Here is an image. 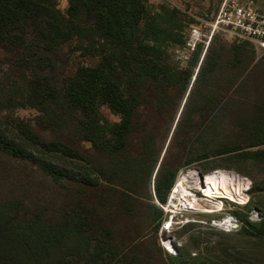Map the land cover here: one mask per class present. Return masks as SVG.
I'll list each match as a JSON object with an SVG mask.
<instances>
[{"label":"trees","instance_id":"1","mask_svg":"<svg viewBox=\"0 0 264 264\" xmlns=\"http://www.w3.org/2000/svg\"><path fill=\"white\" fill-rule=\"evenodd\" d=\"M68 2L63 13L58 0H0V51L10 54L0 62V151L73 191L68 202L51 209L28 204L16 191L1 197L0 264H65L69 257L90 264H195L202 255L167 253L165 258L161 245L147 244L152 236L157 242L163 219L158 204L166 202L181 167H166L164 159L158 164L164 149L160 125L173 127L180 108L175 97L185 95L194 74L191 68L174 69L167 60L169 44L179 41L176 35L185 20L177 8L165 5L148 14L146 0ZM31 44L44 54L72 44L73 50L97 61L81 64L54 85L38 67L28 64L41 63V57L29 49ZM246 44L253 46L242 41L234 50L243 54ZM206 50L197 83L207 53H216L212 43ZM199 51L192 66L198 63ZM217 69L221 68H213ZM221 75L227 81L230 72L225 69ZM215 86L219 89L222 84ZM168 90L173 95L165 96ZM197 90L196 84L189 90L184 108L189 112L179 117L175 143L181 144L189 133L200 129L216 133L218 123L213 116L217 120L219 114L227 115L228 101L222 94L221 98L218 91L205 94L200 102ZM240 90L248 94L247 84H241ZM104 104L120 115L118 122L106 125L102 121L99 107ZM20 108H35L36 124L52 131L54 138L47 140L31 120L17 115ZM258 123L264 126V107ZM256 136L248 147L264 145V128ZM86 142L106 157L108 168L105 175H98V182L72 175L49 159L58 154L81 160L92 170L82 150ZM192 148L181 145L179 155ZM236 150L228 147L224 152ZM247 178L251 193L253 182ZM102 183L111 188L102 189ZM52 210L50 221L46 216ZM246 221L257 229V224ZM261 225L255 233L264 237V221ZM94 238L110 245L97 251ZM106 253L110 254L107 260Z\"/></svg>","mask_w":264,"mask_h":264},{"label":"rangeland","instance_id":"2","mask_svg":"<svg viewBox=\"0 0 264 264\" xmlns=\"http://www.w3.org/2000/svg\"><path fill=\"white\" fill-rule=\"evenodd\" d=\"M218 2L219 0H146L148 14L161 11L163 5L178 9V16L184 18L186 24L178 29L176 38L179 41L169 44L167 60L174 69L182 71L191 68L194 72L185 95L183 97L174 96L175 103H179L180 108L173 127L160 125V133L164 134L162 135L164 136V140H162L164 149L158 167L164 159L166 167L181 164L180 169L197 167L203 172H210L213 169L234 170L249 177L253 182L252 191L249 193V205L247 204V207L245 205L232 206L230 212L242 221L241 227L236 231H224L209 222L212 216L225 212L198 213L195 214V217L199 222H188L175 226L170 231H163L162 222H160L158 243L155 236H152V241L147 244L156 246V248L161 245V252L165 258L167 253L177 257L182 253L189 252L192 255H202L195 264H203V261H210V264H264V237L255 233V230L258 232L264 221V145L248 147L258 139L257 132L264 128L262 124H257L258 116L264 107V58L260 57L256 49L248 44H246L243 54H239L234 50V45L242 41H237L226 33L215 32L212 38L209 23L215 15ZM68 4V0H58V8L63 13L66 12ZM210 43L213 48L215 47L216 53L214 54V51L207 53L203 62L205 69L201 73L200 83H197L196 74L200 69L202 56L206 53ZM71 45L64 46L60 52L44 54L37 51L38 45L31 44L29 49L35 51L36 57H41L39 60L41 63L33 61L34 63L28 64L38 67L42 76L46 75L48 78L45 77V80L58 85L64 76L73 73L81 64H95L97 61L95 57L82 55L80 50H73ZM224 45H226L225 48H223ZM198 48L200 50L199 60L197 65L192 66L191 61ZM8 56L10 54L1 50L0 62L7 59ZM216 63L219 65L217 66ZM215 66L221 69L213 70ZM225 69L230 72L227 81L225 76L221 75L222 70ZM217 82H221L224 89L222 87L218 89L215 86ZM244 83L247 84L248 94H242L240 90V85ZM194 84L198 88L197 100L200 102L205 94L216 95L218 91L220 98L223 95L228 101L226 102L229 106L226 110L227 115L223 117L219 114L217 120L215 115L213 116V120L218 123L216 133L207 132L206 134L200 129L189 133L183 138L181 144L177 141L175 143L174 131L181 114L189 112L184 108L189 90ZM167 94H172V91H166L165 96ZM99 112L106 125L120 120V115L106 104L99 107ZM15 113L24 119L31 120L36 130L47 140L54 138L52 131L36 124L35 117L38 111L35 108H20ZM207 127L209 128V126H205L204 129ZM166 135H168L167 138ZM181 145L193 148L187 152L182 151L184 153L179 155L178 148L181 149ZM228 147L238 150L224 152ZM82 150L85 162L93 167L92 170L86 169L81 160L64 158L58 154H51L49 159L72 175L83 178L90 177L89 179L96 181L98 175H105V169L108 168L106 157L101 155L89 142L83 143ZM174 160L176 163H172ZM154 177L155 175L152 176V189ZM64 181L66 180L64 179ZM62 188V184L51 175L33 172L30 166L25 165L23 161L0 151V198L16 191L21 194L22 198H27L30 202L28 204L42 209L45 208L44 206L51 209L55 205L60 207V202L65 203L72 198L73 191ZM101 188L107 190L111 187L107 183H102ZM160 209H162L161 206ZM253 209L258 211V216L254 219L251 215ZM53 211L46 216L47 220L52 219ZM162 211L164 219L165 212L163 209ZM247 218L257 224V229L248 225ZM164 240L171 242L175 250L174 253H170L166 249ZM112 244L116 245V243ZM109 245L100 244L99 239L97 238L96 241L94 238L93 247L97 251L99 247H108ZM109 257L110 254L106 253V260ZM65 264H90V262L69 257ZM165 264H169L168 261Z\"/></svg>","mask_w":264,"mask_h":264},{"label":"built area","instance_id":"3","mask_svg":"<svg viewBox=\"0 0 264 264\" xmlns=\"http://www.w3.org/2000/svg\"><path fill=\"white\" fill-rule=\"evenodd\" d=\"M209 27L211 36L215 32H223L237 41L252 43L260 57L264 58V0H220ZM215 171L219 174L231 173L226 169H214ZM210 173L211 171L203 172L197 167H184L178 171L166 202L159 203L165 212L163 231H170L175 226L188 222H199L195 217L198 213L225 212L212 216L209 221L211 225L224 231H236L241 227L242 221L230 211L233 205L244 206L249 203V179L237 173L242 183L240 191L237 181H229L227 187L233 194L232 197L226 193L207 196L205 190L208 187L207 175ZM251 215L254 219L258 216V211L253 209Z\"/></svg>","mask_w":264,"mask_h":264},{"label":"bare ground","instance_id":"4","mask_svg":"<svg viewBox=\"0 0 264 264\" xmlns=\"http://www.w3.org/2000/svg\"><path fill=\"white\" fill-rule=\"evenodd\" d=\"M231 173L235 174V175H229L227 174L226 172H221V174H219V172H214V170L208 174V178H207V183H208V187L207 189L205 190L206 192V195L207 196H219L222 195L221 193H226L228 195H230L229 197H232L233 194L231 193L228 184H229V181H231V183L233 182L232 180L234 179L235 181L238 182V190L240 191L241 187H242V183H241V178L237 175V172L234 171V170H230ZM241 175V174H239ZM232 179V180H231ZM241 183V184H240ZM223 186V188H222ZM248 188H249V182H248ZM227 192H225V191ZM216 193V194H215ZM164 245L166 247V249L170 252V253H174L175 250L174 249H171L173 247V245L171 244V242L169 240H164ZM174 248V247H173Z\"/></svg>","mask_w":264,"mask_h":264}]
</instances>
